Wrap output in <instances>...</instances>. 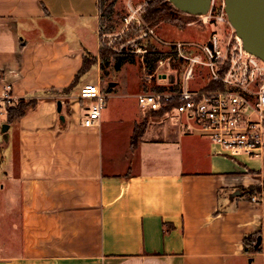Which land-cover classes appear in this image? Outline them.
Returning <instances> with one entry per match:
<instances>
[{
    "label": "crops",
    "instance_id": "0c3cea01",
    "mask_svg": "<svg viewBox=\"0 0 264 264\" xmlns=\"http://www.w3.org/2000/svg\"><path fill=\"white\" fill-rule=\"evenodd\" d=\"M100 25L98 0H0V95L37 99L0 116V264H264V149L228 157L138 101L125 123L84 125V73L64 89Z\"/></svg>",
    "mask_w": 264,
    "mask_h": 264
},
{
    "label": "built area",
    "instance_id": "2783aa9c",
    "mask_svg": "<svg viewBox=\"0 0 264 264\" xmlns=\"http://www.w3.org/2000/svg\"><path fill=\"white\" fill-rule=\"evenodd\" d=\"M222 7V14L214 16L218 21L223 20L224 4ZM211 10L210 6L206 14L197 15L203 23L211 22ZM132 17L133 14L125 17V21ZM233 34L225 41L214 30L203 42H172L166 59L180 65L174 81L158 82L162 89L151 86L137 95V101L145 111L173 112V118L185 131L205 136L226 155L259 157L264 149V61L246 50L241 39ZM153 35L154 27L145 25L139 37ZM140 49L147 52V48ZM153 76L152 72L148 74V83ZM158 77L169 79L167 72ZM195 77L201 84L188 86V81ZM10 88L6 85L0 95V116L6 113V106L16 101ZM79 98L88 104L84 125H98L106 104L105 92L98 83L86 82L79 89ZM251 198L257 200L258 195Z\"/></svg>",
    "mask_w": 264,
    "mask_h": 264
},
{
    "label": "rangeland",
    "instance_id": "374dc122",
    "mask_svg": "<svg viewBox=\"0 0 264 264\" xmlns=\"http://www.w3.org/2000/svg\"><path fill=\"white\" fill-rule=\"evenodd\" d=\"M107 0L100 7L101 25H100V46L98 52L86 54L88 62H94L91 68L81 77L84 82L97 81L98 74L100 84L105 90L116 89L106 98L105 107L102 110L103 115H107V119L127 122L131 117L138 114L137 92L147 88L155 89L160 86L157 83H167L174 81L175 75L179 71L180 65L172 59L167 60L169 54V45L175 41L203 42L207 40L211 31H216L225 41L233 37L235 32L227 20L224 12L223 20H216V16L222 14L224 4L223 0H213L211 5L210 23H203L197 15H191L178 12L176 21H158L155 24L148 23L144 19L149 4L154 0H116L109 11ZM131 8L135 9L132 11ZM133 17L125 21V17L132 15ZM215 16V17H214ZM141 25H138L137 21ZM193 22V23H191ZM145 25L154 27V35L152 37H139ZM92 46V44H90ZM154 47L161 51L164 55L159 60L155 69L151 71L154 76L152 81L148 83V72L143 61L144 55L141 48ZM100 47L103 52L100 54ZM96 47H92L95 51ZM116 53L133 55L134 62L126 61L120 69H115ZM161 72L168 73V80H160L158 74ZM115 82V86L111 87L110 83ZM199 78L195 77L188 81V86L196 87L200 85ZM18 100L14 102V105ZM139 123L143 124V118H139ZM140 128V127H139ZM226 155V154H225ZM229 157V155H226ZM253 244L251 245L252 248Z\"/></svg>",
    "mask_w": 264,
    "mask_h": 264
},
{
    "label": "water",
    "instance_id": "95a60500",
    "mask_svg": "<svg viewBox=\"0 0 264 264\" xmlns=\"http://www.w3.org/2000/svg\"><path fill=\"white\" fill-rule=\"evenodd\" d=\"M168 1L180 11L191 15L206 14L212 2V0ZM224 11L243 47L264 61V0H224ZM61 107L62 102L58 100L57 110L60 111ZM7 128L8 125H4L2 129L5 132ZM259 242L260 237L257 245Z\"/></svg>",
    "mask_w": 264,
    "mask_h": 264
},
{
    "label": "trees",
    "instance_id": "16d2710c",
    "mask_svg": "<svg viewBox=\"0 0 264 264\" xmlns=\"http://www.w3.org/2000/svg\"><path fill=\"white\" fill-rule=\"evenodd\" d=\"M99 6L101 7L102 4H104L107 0H98ZM116 0H111L108 3L109 11L111 12V7L113 6L114 2ZM178 12H182L176 7H174L168 0H154L149 4V7L147 9V12L144 15V19L151 24H155L158 21H176L178 17ZM184 13V12H183ZM103 52L102 47H100V54ZM116 62H115V69H120V67L126 62H134L133 55L128 54H119L116 53ZM164 54L161 51H158L154 47L150 46V48L147 50V53L143 57V61L145 64V68L148 72H151L155 69V66L157 64V61L163 56ZM94 64V62H88L86 55H84L83 64L77 74L75 75L74 81L64 89L65 92H68L71 87L77 82L79 77L87 72L91 66ZM162 89L161 86H156L155 90ZM37 103V99L35 98H28L24 99L21 98L17 101L15 105L6 106L5 112H6V120L7 122H11L17 118L22 117L30 108L34 107ZM173 103H170V106ZM154 114L163 115V111H152ZM143 126L136 129V132H134V136L132 137L131 144L134 145L137 141V137L140 136V132L142 131ZM263 186H264V180H263ZM261 191L260 187H251L248 188L246 192L250 197L255 194L259 193ZM258 233H252L249 235L244 236V245L246 246L250 241L257 240ZM251 250H257V247L253 244Z\"/></svg>",
    "mask_w": 264,
    "mask_h": 264
}]
</instances>
